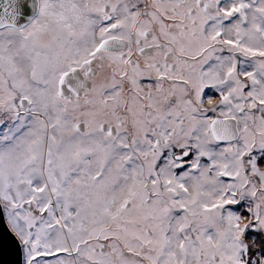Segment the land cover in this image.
I'll use <instances>...</instances> for the list:
<instances>
[{
	"label": "snow or ice",
	"instance_id": "1",
	"mask_svg": "<svg viewBox=\"0 0 264 264\" xmlns=\"http://www.w3.org/2000/svg\"><path fill=\"white\" fill-rule=\"evenodd\" d=\"M0 264H264V0H0Z\"/></svg>",
	"mask_w": 264,
	"mask_h": 264
}]
</instances>
